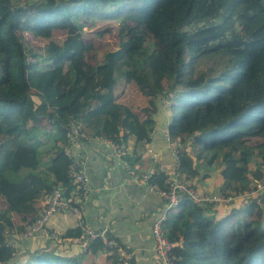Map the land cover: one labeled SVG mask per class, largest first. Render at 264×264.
Segmentation results:
<instances>
[{
  "label": "trees",
  "instance_id": "16d2710c",
  "mask_svg": "<svg viewBox=\"0 0 264 264\" xmlns=\"http://www.w3.org/2000/svg\"><path fill=\"white\" fill-rule=\"evenodd\" d=\"M131 1L134 14L122 18L116 49L99 54L77 35L94 22L121 19ZM57 31L66 34L61 42L52 39ZM27 35L44 45L24 46ZM72 60L82 79L62 86L58 72ZM119 80L122 89L135 85L129 103L116 101ZM164 102L188 185L213 172L219 184L209 194H244L264 182V0H0V199L11 184L22 187L23 199L0 209V264H78L46 247L15 259L13 218L23 232L46 207L41 197L57 187L66 196L75 190V159L63 152L70 125L125 150L130 136L150 141ZM38 151L49 153L45 168ZM165 177L156 172L148 183L164 187ZM233 201L217 209L183 195L167 211L163 230L174 243V264H264V186ZM79 237L78 227L64 233ZM83 240L86 251L107 250L99 239Z\"/></svg>",
  "mask_w": 264,
  "mask_h": 264
},
{
  "label": "crops",
  "instance_id": "0c3cea01",
  "mask_svg": "<svg viewBox=\"0 0 264 264\" xmlns=\"http://www.w3.org/2000/svg\"><path fill=\"white\" fill-rule=\"evenodd\" d=\"M131 101L132 98L129 101L124 99L122 103ZM167 117L168 111L159 108L153 114L155 123L150 141L137 144L130 136L124 145L126 154L120 158L115 156L109 140L92 137L88 129L82 131L79 142L71 145L73 157L83 167L91 187L81 217L94 229H107L125 249L134 251L131 264H159L154 253L151 225L163 214L165 205L158 193L159 184L151 185L148 179L153 173L163 172V169L159 171L160 165L167 169L173 162L171 145L163 138ZM211 175L207 184L213 183L216 177ZM214 184L218 185L219 180L215 179ZM216 185L212 188H217ZM213 189L207 187L202 191L209 193ZM43 202L45 196L38 205L43 206ZM78 218L70 212L56 211L47 223L46 236L27 237L21 236L22 232L17 229L24 223L13 218L15 227L9 240L17 250L15 259H25L29 253L46 247L66 258H76L78 264H120L116 254V260L109 257L111 251L108 249L94 254L86 251L87 243L81 237L64 239L67 230L78 227Z\"/></svg>",
  "mask_w": 264,
  "mask_h": 264
},
{
  "label": "built area",
  "instance_id": "2783aa9c",
  "mask_svg": "<svg viewBox=\"0 0 264 264\" xmlns=\"http://www.w3.org/2000/svg\"><path fill=\"white\" fill-rule=\"evenodd\" d=\"M165 131L166 132H164L163 138L165 141L169 142L170 137L167 129ZM81 136L82 134L80 126H69V130L66 135L67 145L63 147V152L65 155L71 156L73 154L71 145L79 142V138ZM109 143L115 151V156L120 158L125 155V150L119 148L116 143L111 141ZM170 149L171 156L173 158L171 166L167 169H164L162 165L159 166V171L163 169V172L166 174L164 187H160L158 190L159 195L164 201L165 208L163 214L160 215L151 225V237L154 243V253L159 264H174V257L171 255V249L174 246V243L167 239L163 230V222L166 218L167 211L177 206L180 198L183 195L188 196L196 203H218L224 207H226L227 203L229 204L231 200L238 198L237 195L222 196L220 194H209L192 188L184 181L183 177L179 173L178 166L180 161L178 158V152L176 151V146L173 147V145H171ZM123 165L127 169L126 162H123ZM69 174L76 185L73 193H71L69 196H66L61 188H54L51 193L45 196V201L47 204L46 207L38 212L32 222H29L28 225H26L24 231L21 233V236H46L48 234L46 228L47 223L52 215L56 211L70 212L79 217L78 227L81 230L82 240L83 238L85 240L99 239L105 248L109 249L110 251H116L117 260L120 264H131L132 259L134 258V251L125 249L120 242H118L108 233L107 229H94L83 217H81L83 203L90 194L91 187L83 167L80 166V163L71 161ZM260 186H262V189L264 182L261 183ZM255 193L256 192L254 191L252 193L246 192L244 194H240L239 197L250 196L254 195Z\"/></svg>",
  "mask_w": 264,
  "mask_h": 264
},
{
  "label": "rangeland",
  "instance_id": "374dc122",
  "mask_svg": "<svg viewBox=\"0 0 264 264\" xmlns=\"http://www.w3.org/2000/svg\"><path fill=\"white\" fill-rule=\"evenodd\" d=\"M136 4H137L136 1H131V5H126L123 9L122 14H121V19L100 20V21L94 22L91 25H87V27L84 28L83 32H80L77 35H79L81 40L82 39L91 40L95 46L96 51H98L99 54L104 53V51L107 48L116 49L118 47V34H120L122 32V29H123V24L121 23L122 18L127 20L126 15L128 13L134 14V11L131 10V7L136 6ZM65 38H66V34L63 31H57L52 36V39L56 40L57 42H61ZM146 38L151 39V37H149V36H146ZM31 44L39 45L41 47L44 45V42L39 38H33V37H31V35H27L26 36V42L24 43V46H26V47L28 45L31 46ZM35 51H39V49L36 48ZM58 79H59V82L62 86H66V85L72 84V83L73 84L79 83L82 79V73H81L77 63L74 60H72L70 62V64H66L65 66H62L58 72ZM121 82H122V80H119V81H117V83L115 85L116 90H118L117 91L118 95L120 94L118 96V99L116 100L118 103H122L124 101V99L129 101L130 98H136L138 96V92L136 91L135 85L132 82H126L127 84H126V87L124 86V89H122V83ZM140 101H142V99ZM167 105L168 104L166 102H164L163 104L162 103L158 104L159 108H163L164 110L168 111ZM137 110H140V109L137 108ZM165 130L166 129H164V132H166ZM164 132H163V137H164ZM177 141L178 140H176V139L172 140L170 138L169 142H168L169 146L170 145H173V147L176 146ZM176 151L178 152L177 148H176ZM38 155H39L40 160H41V162H40L41 167L45 168L47 165L46 161L49 160V159L47 160V158L49 157L48 156L49 153L38 151ZM22 159H23V161H25L24 155L22 156ZM33 159H35V158H33ZM27 160H29L28 156H27ZM257 160H259L257 155L252 156L251 161H250V168L251 169H254L257 166L255 164V161H257ZM215 173L216 172H213V174L211 175L212 178H213V175H215ZM13 174H15V173L8 172L7 177L9 178L10 182L14 183L16 181V177ZM210 179H211V177H208L207 179H205V181H203V182H205L204 184L203 183H200L198 185L196 184L195 187H193L191 185L190 186L194 189H199L201 192H204L202 190L206 189L207 187H209V189H213L212 186L216 185V184H214V180L216 178L214 176L213 183L211 182L210 184H207L206 181H208V180L211 181ZM12 185L13 184L7 186L4 189V191H3L4 194L2 196V199H0V209L4 208L6 203L11 206L13 204L18 205L22 202V200H23L21 197L22 187L17 186V185H13V186ZM260 185H261V183L258 180H255L254 186H253L254 188L252 190H250V193H252L253 191L256 192L255 194L261 192L263 188L261 189L262 186H260ZM219 194L222 196H230V195H224L222 193H219ZM216 195H218V194H216ZM239 196H240V193L237 194V197H239ZM223 198H226V197H223ZM233 200H231L230 203ZM228 205H230V204H228ZM216 207H217V209L218 208L220 209V205H216ZM220 211H222V210H220ZM217 212H219V211H217ZM220 214L217 213L216 215L219 216Z\"/></svg>",
  "mask_w": 264,
  "mask_h": 264
}]
</instances>
